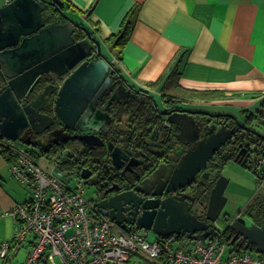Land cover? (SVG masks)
I'll use <instances>...</instances> for the list:
<instances>
[{
  "label": "flooded vegetation",
  "instance_id": "flooded-vegetation-1",
  "mask_svg": "<svg viewBox=\"0 0 264 264\" xmlns=\"http://www.w3.org/2000/svg\"><path fill=\"white\" fill-rule=\"evenodd\" d=\"M44 5V13L51 12L54 16L51 20H46V25L67 24L69 23L68 17H70L77 23L87 26L80 16L69 7L66 0H54L53 4L45 3ZM60 11L68 17L63 16ZM72 27L75 42L87 38L85 30L76 25H72ZM91 32L93 36H96L92 30ZM99 39L102 42V51H104L103 41L101 38ZM93 47L97 48V45L93 43ZM96 57L95 52L89 61L95 60ZM84 61L79 62L74 69ZM73 70L64 76H58L55 73L41 76L31 84L23 97V105L31 103V107L38 115L35 114L37 118L34 117L33 122L29 121L20 131V138L17 141L23 143L32 155H49L62 145H67L66 153L68 155V153L74 152L71 146L76 145L85 154L79 160H75L74 164L73 156H71V162L67 161L66 163L69 166L72 163L73 167H71L76 171L81 172L84 168L91 171L90 176L86 178L87 187L90 185L94 187L96 201L106 198V191L118 184L120 190L114 189L109 193L110 195L121 191H134L145 199L163 200L169 198L182 201L189 204L191 212L210 227L215 225V222L207 217L211 190L221 176L225 161L232 159L242 166L251 168L257 177L260 189L262 187L263 190L261 189V192H257L251 198L244 208V212H240L234 218L224 216L222 218L224 228L237 218H244L248 226L264 224V217L258 218L254 215L255 212L252 214L248 209V205L256 197L264 200V164L260 166L259 173L253 169L258 158L264 157V118L260 113L244 115L243 111L236 113L228 109L214 110L206 104L187 102L177 95L168 97L165 93L160 94L159 102L158 98L149 91L132 84L133 89L130 92L124 89L120 91L121 99L111 100L113 92L105 91L97 97L102 87L101 83L87 96L88 99L85 103L87 107L83 113L88 121L92 117L89 116L88 108H91L94 114L98 112L102 119L101 125L95 130H82L79 122L67 123L57 116L55 110V94L57 92H55L54 86L61 83ZM120 74V71L109 73L105 87L109 89L115 83L114 88H116L120 82ZM8 83L9 78L5 75L3 64L0 61V93L9 85ZM125 95L127 97L124 98ZM110 100L111 102H109ZM127 104L129 108L126 113L119 116L118 112L113 111L115 105ZM207 126L208 128L205 129ZM219 129L222 130L220 133L223 134L222 136L226 134L232 136L226 139L214 152L211 160L194 176L190 183L168 192L169 180L165 174L174 173L173 168L181 161L183 154L192 147L194 140L199 141L207 138ZM196 130H201L199 139L192 140L196 136ZM81 134H94L99 138L84 142L77 137ZM112 142L114 147H122L124 154L129 155L128 158L122 154L115 162L112 154L113 149L110 147ZM130 161L131 164H129ZM161 165L162 170L156 173ZM206 174L208 177H205ZM139 186H142V189H137ZM96 209L100 211L99 207ZM132 210L133 207L129 206L126 212ZM247 216L250 217V221ZM133 226L135 227V225ZM230 229L224 233L226 239H232L235 235V232ZM235 242L243 244L245 238L239 235Z\"/></svg>",
  "mask_w": 264,
  "mask_h": 264
},
{
  "label": "crops",
  "instance_id": "crops-1",
  "mask_svg": "<svg viewBox=\"0 0 264 264\" xmlns=\"http://www.w3.org/2000/svg\"><path fill=\"white\" fill-rule=\"evenodd\" d=\"M66 1L102 39L103 52L111 51L108 57L133 86L155 97L177 89L221 91L228 98L202 103L218 104V109L222 103L224 109L244 111V115L260 113L264 105V0ZM129 15L133 20L129 38L119 49H107L105 40L123 28ZM231 100L245 101L247 107ZM6 140L0 139V241L12 239L16 221L10 212L30 196L11 172L15 157L4 152ZM39 158L47 159L40 155L39 162ZM225 243L229 252L234 250ZM245 251L263 254L254 248ZM28 252L29 245H24L8 259L0 258V264H21Z\"/></svg>",
  "mask_w": 264,
  "mask_h": 264
},
{
  "label": "water",
  "instance_id": "water-1",
  "mask_svg": "<svg viewBox=\"0 0 264 264\" xmlns=\"http://www.w3.org/2000/svg\"><path fill=\"white\" fill-rule=\"evenodd\" d=\"M45 3L53 4L54 0H13L0 7V61L5 75L9 78V85L0 93V139L18 140L20 131L29 121L33 122L34 117L37 118L35 114L38 113L31 107V103L23 105L22 102L31 84L43 75L55 73L64 76L79 62L85 60L61 83L54 86L57 92L55 94L57 116L67 123L79 122L82 130H95L101 125V117L98 112L94 114L91 108H88V113L92 117L88 121L83 115L87 107L85 104L87 96L94 88L102 83L97 97L105 91L113 92L111 100L121 99L119 95L121 90L130 92L133 89L123 74H120V82L116 88L113 83V86L107 89L105 83L109 79L108 74L119 70L102 51L101 40L93 36L87 26L77 23L61 11L63 16L68 17L69 23L46 25V20H51L54 16L51 12L44 13ZM72 25L85 30L87 38L75 42ZM93 43L97 48L93 47ZM95 52L96 59L89 61ZM207 128L208 126L205 127ZM201 130H196V136L191 137L192 140L199 139ZM221 131L219 129L207 138L194 140L192 147L173 168L174 173L165 174L169 180L168 192L190 183L211 160L214 152L232 136L231 134L222 136ZM77 137L84 142L99 138L94 134H81ZM110 147L113 149L112 154L116 162L119 155L124 154L123 148L114 147L113 142L110 143ZM123 156L128 158L129 155ZM161 170L162 165L156 173ZM90 173L91 171L84 168L81 176L86 179ZM205 177H208L207 174ZM228 182L227 178L220 176L211 190L207 217L214 222L227 202L224 192ZM114 189L120 190L119 185L115 184L109 188L106 191V198L100 201L92 200L96 201L94 205L99 207L103 214L123 228L127 227V223H132L138 229L153 231L162 237L185 234L189 238L202 240L213 238L220 231L215 225L210 227L205 221L199 220L197 215L191 212V206L182 201L169 198L145 199L134 191H121L110 195ZM137 189H142V186ZM129 206L133 207V210L126 212ZM229 228L235 232L232 242L242 235L245 238V249L254 248L255 252L264 254V224L248 226L244 218H237L226 225L222 233Z\"/></svg>",
  "mask_w": 264,
  "mask_h": 264
},
{
  "label": "built area",
  "instance_id": "built-area-1",
  "mask_svg": "<svg viewBox=\"0 0 264 264\" xmlns=\"http://www.w3.org/2000/svg\"><path fill=\"white\" fill-rule=\"evenodd\" d=\"M3 146L15 157L13 176L30 191L10 212L16 229L12 239L0 241L4 260L29 245L21 264H264V254L229 252L223 229L205 240L158 234L151 240L149 230L133 224L123 228L86 199L81 172L63 168L66 151L46 167L16 141L6 140ZM262 164L264 157L253 169Z\"/></svg>",
  "mask_w": 264,
  "mask_h": 264
},
{
  "label": "rangeland",
  "instance_id": "rangeland-1",
  "mask_svg": "<svg viewBox=\"0 0 264 264\" xmlns=\"http://www.w3.org/2000/svg\"><path fill=\"white\" fill-rule=\"evenodd\" d=\"M6 1L5 0H0V6L4 5ZM111 41H109L108 39L105 40V47H107V49H109L108 47L111 46V49H119L118 46H113L112 43H110ZM110 44V45H107ZM107 54L111 55V51L107 50L106 51ZM171 92H174L175 90H170ZM159 102L161 99V95L157 96ZM228 101V100H227ZM222 102V101H219ZM230 102L239 105L241 107H247V102L245 101H237V100H231ZM229 103V102H228ZM222 103H219V106H221V108L218 109V104H213L211 105V109H217V110H221L224 109L222 106L224 105H220ZM217 106V107H216ZM264 110V107H263ZM230 111V109H229ZM233 112H236L235 110H233ZM264 118V115H263ZM264 122V119H263ZM18 145H22L24 147H26L25 145H23V143H21L20 141H17ZM68 148V147H67ZM62 151H66V149L60 150L58 153H56V155H44L45 158H47L46 160H43L41 158L40 162L41 164H43L46 167H51L52 166V162L50 160H52L53 158H56ZM39 157V155H37V158ZM36 158V160L38 161V159ZM67 160V159H66ZM68 161V160H67ZM225 165H223L222 171H221V176L227 178L229 180L227 188L225 189L224 195L227 198V202L221 212V216L219 217V219L215 222V226L218 229H224V223L222 218H224V216L226 217H230V218H234L236 217L240 212H244V208L247 206L248 202L251 200V198L257 193V192H261L263 189L261 187L260 189V185L257 182V177L254 173V171L249 168V167H245L242 166L241 164L233 161L232 159H227L225 161ZM66 164L63 163V168H65L66 170H71L72 168L69 167H65ZM74 170V169H72ZM26 186V185H25ZM27 187V186H26ZM87 192H86V199H96L95 196V189L92 185H90L89 187L86 188ZM260 189V191H259ZM250 217L247 216L248 221H250L249 219ZM157 237V235L153 232V231H149L148 232V238L151 240H154ZM257 254V253H255Z\"/></svg>",
  "mask_w": 264,
  "mask_h": 264
},
{
  "label": "trees",
  "instance_id": "trees-1",
  "mask_svg": "<svg viewBox=\"0 0 264 264\" xmlns=\"http://www.w3.org/2000/svg\"><path fill=\"white\" fill-rule=\"evenodd\" d=\"M69 7H71L70 4H69ZM125 22L126 23H124L123 28L118 33H116L115 35H113L110 38H108V40L111 41L112 45L115 46V47L116 46H120V45L123 46L125 44V42L127 41V39L129 38V36H130L131 23L133 22L132 16L129 15L128 19H126ZM165 95L168 96V97H174V96L177 95L180 98H183V100H185L187 102H200V103H202V102H211L213 100H219V99L220 100H225L226 98H228V97L225 96V93L221 92V91H195V90L191 91V90H187V89H177L172 94L165 93ZM261 107L262 108H260V113L264 114V110H263L264 105H262ZM128 108H129L128 104L127 105H115L113 111H115L116 113L118 112L117 115L120 116V115L126 113ZM125 136L127 137V134H125ZM66 147H67V145H62V146L57 147L55 150H53V152L50 153L51 156L52 155L55 156L56 153H58L60 150H62V148L63 149H67ZM71 147H72V150L74 152L73 153L72 152L68 153V155H67V157L65 159H67L69 162H71V160H72L71 156H73L74 160L72 162L74 164V161L75 160L76 161L79 160L85 154V152L80 147H78L76 145H72ZM5 151L9 152L7 149H5L4 152ZM10 158L11 157L9 156V160L11 161ZM12 160H15V159L12 158ZM67 160H65L64 163H66ZM73 164L71 163L72 167H73ZM65 167H69L67 165V163H66ZM257 173H259V170L257 171ZM248 209L250 210V212H252V214L255 212L254 215L258 216V218L264 217V200H261L260 198L256 197L253 200V202L248 205ZM223 239L225 240V242L228 243V245L233 247L234 250H237L239 252H244L245 251V243L240 244V243H237V242H232L231 238L226 239L224 237Z\"/></svg>",
  "mask_w": 264,
  "mask_h": 264
}]
</instances>
